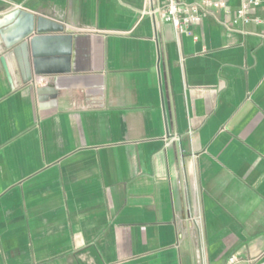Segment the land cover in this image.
<instances>
[{"label":"crops","instance_id":"crops-1","mask_svg":"<svg viewBox=\"0 0 264 264\" xmlns=\"http://www.w3.org/2000/svg\"><path fill=\"white\" fill-rule=\"evenodd\" d=\"M146 3L0 0L63 27L22 85L0 63V264H264V22Z\"/></svg>","mask_w":264,"mask_h":264},{"label":"water","instance_id":"water-1","mask_svg":"<svg viewBox=\"0 0 264 264\" xmlns=\"http://www.w3.org/2000/svg\"><path fill=\"white\" fill-rule=\"evenodd\" d=\"M58 31H63L61 25L23 10H16L0 19V63L14 87L30 80L32 73L39 74L36 62L40 45L47 39L45 34ZM70 55L71 47L65 53L67 57ZM85 93L88 92H82V95L84 96ZM38 95L41 107L64 109L63 98L53 86L39 88ZM49 98L51 101L46 102ZM83 106L85 105L67 106V108Z\"/></svg>","mask_w":264,"mask_h":264},{"label":"built area","instance_id":"built-area-1","mask_svg":"<svg viewBox=\"0 0 264 264\" xmlns=\"http://www.w3.org/2000/svg\"><path fill=\"white\" fill-rule=\"evenodd\" d=\"M142 13L149 15L153 19L159 18L164 23L173 25L177 34H191V26L198 23L204 17L206 11L210 8L221 9L229 13L231 9L235 11V17L232 24L239 27L241 24L249 22H264L259 17H253L250 12L254 8L264 6V0H193L186 2L184 0H146ZM232 2H236L231 4ZM43 82L44 78H39ZM176 137L172 136L171 140ZM197 227H201L200 219L195 218L192 221ZM237 256H233L230 262L237 261Z\"/></svg>","mask_w":264,"mask_h":264}]
</instances>
